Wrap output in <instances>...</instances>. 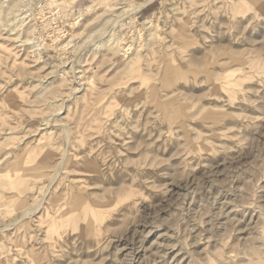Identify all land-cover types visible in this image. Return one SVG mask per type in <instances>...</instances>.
<instances>
[{
	"label": "rangeland",
	"instance_id": "obj_1",
	"mask_svg": "<svg viewBox=\"0 0 264 264\" xmlns=\"http://www.w3.org/2000/svg\"><path fill=\"white\" fill-rule=\"evenodd\" d=\"M24 1L0 0V264H264V0H156L133 39L105 22L143 0H33L7 33Z\"/></svg>",
	"mask_w": 264,
	"mask_h": 264
},
{
	"label": "bare ground",
	"instance_id": "obj_2",
	"mask_svg": "<svg viewBox=\"0 0 264 264\" xmlns=\"http://www.w3.org/2000/svg\"><path fill=\"white\" fill-rule=\"evenodd\" d=\"M74 1V0H73ZM149 1H152V0H147L146 2H149ZM198 1V0H197ZM32 2H33V0H26V1H24V3H22L21 4V6L18 8L17 7V13H13V15H12V19H13V22H15V26L13 27V29L11 28V29H8L7 30V33H10V32H12V31H14V28H20L21 26H23V24L25 23V21H23L24 20V18L25 17H27L26 16V11H29V9H28V7H29V5L30 4H32ZM146 2L145 3H142V4H140V5H138V6H135L133 9H131V10H127V9H124L123 7H117L116 8V10H122L120 13H118V14H113L112 15V18L113 19H109V20H107L106 22H105V24H107V23H110L111 24V27H112V29H118V30H121V29H126V32L124 31V33L125 34H127V37H131L132 39L134 38V36H133V34L134 33H136L138 36H141V34H142V32H143V30H146V31H148L149 29H150V27L153 25V20L152 19H147V18H145L144 20H143V23H141V25L140 26H137V25H135V23H136V18H137V15H138V11L141 9V7H143L144 5H146ZM199 2V1H198ZM197 2V3H198ZM148 4V3H147ZM14 6V5H13ZM72 5L70 4V6L68 5V7L66 8V12H70L71 11V7ZM9 8V7H8ZM27 8V10H25ZM10 9V8H9ZM25 11H24V10ZM92 9H94V6H93V4L92 3H89L88 5H86L85 6V8L83 9V10H80V9H78V14L79 15H74V17L72 18V25H75V24H77L78 22H79V19L81 18L80 17V14H81V12L82 11H88V10H92ZM60 12V14L59 15H62V13H61V10H60V8H59V10H57L56 11V13H59ZM13 12V11H12ZM24 13V14H23ZM28 15V14H27ZM58 15V16H59ZM25 16V17H24ZM195 17V16H194ZM58 18V17H57ZM57 18H53V23L54 24H56V22L58 21V19ZM125 19H128V20H125ZM190 21H192L191 19H190ZM71 24V23H70ZM185 24L186 23H184V25H183V29H182V31L180 32V38H179V36H178V40L181 42L180 44H179V48L180 49H183V48H187V46H191L192 44H194V45H196V43L194 42H191V41H189V38L190 37H188V35H187V33H188V28H187V26H185ZM188 24H190V23H188ZM18 25V26H17ZM187 25V24H186ZM50 26V25H49ZM192 26H195V25H192ZM191 26V27H192ZM197 26V25H196ZM55 28H57V27H55ZM55 28H53V27H51V29L52 30H54L55 31ZM192 28H190V30H191ZM103 30V28L102 29H100V30H98L99 32L100 31H102ZM6 33V32H5ZM47 34V33H46ZM10 35H12V34H10ZM150 35V34H149ZM100 36H103V33H101L100 34ZM107 36H109V39H107V40H102L99 44H96V49H103V50H108V51H111L112 53H116V52H121L122 53V55L123 56H125L126 54H128L129 53V51L130 50H132L133 49V47H132V44L130 45L129 43H127L123 48H120V43H119V39L117 38V36H116V33H115V31H113V32H108L107 33ZM21 43H23L24 42V44H25V46L26 45H28L30 48H32V49H34L33 50V52L34 51H36V47H38L36 44H30V42H29V40H27V39H25V40H21L20 41ZM29 42V43H28ZM176 42H177V38H176ZM71 42H68V44H70ZM193 45V46H194ZM63 47H64V49H65V47L66 46H60L59 48H58V50H62L63 49ZM189 48V47H188ZM135 49H136V47H135ZM134 52V51H133ZM132 52V53H133ZM134 53H136L137 54V50L134 52ZM136 56V55H135ZM133 59V58H132ZM72 69V66H71V68L69 69V70H71ZM72 71H74L73 69H72ZM78 73V72H77ZM77 82V81H76ZM85 84V83H84ZM78 87H80L81 86V84H78L77 85ZM77 87V88H78ZM84 87V86H83ZM75 91H76V89H75ZM69 95V94H68ZM69 97V96H68ZM62 102H63V100H62ZM164 109H166V108H164ZM180 110V109H179ZM168 112H169V110H168ZM168 112H166V113H168ZM175 114L173 115V118L171 119H169L168 120V122H171V121H173V120H180V118L178 119V117H180V115H183V114H177V112L175 111L174 112ZM204 113H206V112H204ZM209 114V113H208ZM56 115V114H55ZM178 115V116H177ZM204 115V114H203ZM57 116V115H56ZM202 116V115H201ZM209 115H207V117H208ZM57 118H58V116H57ZM203 118V117H202ZM210 119H211V117H209ZM198 119H199V117H198ZM201 120V119H200ZM211 121H213V120H211ZM43 122V121H42ZM197 122V121H196ZM195 122V123H196ZM216 122V121H215ZM198 123V122H197ZM200 123V122H199ZM53 124V120L51 119V120H48V119H45V121H44V123L42 124L45 128H48V126H50L51 127V125ZM212 125V124H211ZM42 126V127H43ZM201 126V125H200ZM41 127V128H42ZM202 127V126H201ZM49 129V128H48ZM43 130H45V129H43ZM45 132L47 133V131L45 130ZM69 143V142H68ZM67 144V143H66ZM63 158V157H62ZM59 167V166H58ZM61 167V166H60ZM58 171V170H57ZM56 174H57V172H56ZM53 177H55V175L53 176ZM51 178V177H50ZM50 180V179H49ZM53 182V179L51 178V180H50V184ZM50 184L46 187V192L48 191V189H49V186H50ZM50 188H52V187H50ZM50 194V193H49ZM47 196V195H46ZM44 198H46V197H44ZM56 198V197H55ZM42 203V202H41ZM41 203H38V204H36V205H33L32 207H29L28 209L26 208V209H24L23 211H22V213H21V216H22V218H26L28 215H32L31 213H34L37 209H39V207L41 206ZM17 215V214H16ZM6 220V219H5ZM20 220H21V218H20ZM26 220V219H25ZM20 222V221H19ZM17 224V223H16ZM12 225H14V224H12ZM9 226V225H8ZM5 223H0V232L1 231H3V230H5L7 227H8ZM191 235V234H190ZM193 236V235H192ZM165 252V251H164ZM165 255V254H164ZM171 256V255H170ZM175 257V256H174ZM177 260V259H176ZM162 262V261H161Z\"/></svg>",
	"mask_w": 264,
	"mask_h": 264
},
{
	"label": "built area",
	"instance_id": "obj_3",
	"mask_svg": "<svg viewBox=\"0 0 264 264\" xmlns=\"http://www.w3.org/2000/svg\"><path fill=\"white\" fill-rule=\"evenodd\" d=\"M44 8V7H43ZM49 11L48 10H43L42 8H39V12H36L35 16H33V19L36 22H39V23H50V26L51 25H57V24H54L53 23V18H57L58 15L56 13V11H51L50 12V15L48 13Z\"/></svg>",
	"mask_w": 264,
	"mask_h": 264
},
{
	"label": "crops",
	"instance_id": "obj_4",
	"mask_svg": "<svg viewBox=\"0 0 264 264\" xmlns=\"http://www.w3.org/2000/svg\"><path fill=\"white\" fill-rule=\"evenodd\" d=\"M80 1H84V0H76L75 3H78ZM155 1L156 0H152V1L146 2L145 0H143L142 3H145L146 2V5H144L143 7H141V9H140L141 11L139 10L140 12L138 11L139 15H142L143 13H146L147 14L150 11L152 12L153 7L155 6Z\"/></svg>",
	"mask_w": 264,
	"mask_h": 264
}]
</instances>
